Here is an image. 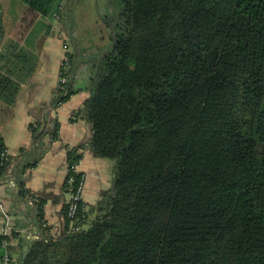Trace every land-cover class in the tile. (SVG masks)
<instances>
[{"label": "trees", "instance_id": "trees-1", "mask_svg": "<svg viewBox=\"0 0 264 264\" xmlns=\"http://www.w3.org/2000/svg\"><path fill=\"white\" fill-rule=\"evenodd\" d=\"M21 1L24 31L52 16L69 34L51 107L78 92L77 75L88 78L73 116L92 137L68 152L65 190L85 178L77 167L87 147L114 162L115 179L97 205L76 202L74 219L70 200L54 233L25 173L45 156V137L58 138V121L31 125L33 147L17 157L0 142V182H14L15 209L38 231L18 261L264 264V0H105L93 23L104 30L89 41L77 32L79 0ZM10 82L0 74L8 108ZM16 234L0 235V261Z\"/></svg>", "mask_w": 264, "mask_h": 264}, {"label": "crops", "instance_id": "crops-1", "mask_svg": "<svg viewBox=\"0 0 264 264\" xmlns=\"http://www.w3.org/2000/svg\"><path fill=\"white\" fill-rule=\"evenodd\" d=\"M26 9L21 0H0V74L17 87L15 100L9 108L4 103L12 92L7 91V98L0 94L4 102H0V142L7 148L8 155L17 157L22 149L33 147L31 125H37L38 121L45 124L58 121V138L45 137L48 150L37 167L25 173V184L30 196L46 201V220L54 233H61L64 230L63 210L72 198L71 192L64 188L68 175V152L80 145H88L92 137L91 125L73 116L89 98L88 78L82 72L77 75L75 87L78 92L59 108L51 107L67 53L58 32L68 39L69 34L52 16H40L29 30L24 31L22 20ZM69 45L72 50L71 43ZM82 153L77 171L85 176L83 202L90 208L112 188L114 162L95 157L88 147ZM16 191L13 181L0 182V235L10 234L13 230L17 233L10 242V254L20 260L27 248L23 249V244L33 241L38 231L25 208L16 211Z\"/></svg>", "mask_w": 264, "mask_h": 264}, {"label": "rangeland", "instance_id": "rangeland-1", "mask_svg": "<svg viewBox=\"0 0 264 264\" xmlns=\"http://www.w3.org/2000/svg\"><path fill=\"white\" fill-rule=\"evenodd\" d=\"M104 2V3H103ZM95 3V4H94ZM75 5V9L77 12V20H78V28L77 32L78 35L82 36L84 41H89V38H93L95 33H99L102 29V25L99 23L94 24V22L99 21L101 18L104 17V14H106L107 6L105 4V0H79V4ZM90 23H92L93 26H89ZM89 27L91 29V34L89 33ZM96 35V34H95ZM58 36L61 37L63 40V45H68L67 38L62 32H58ZM97 36V35H96ZM107 36V33H106ZM98 38H95V41ZM66 49V48H65ZM67 50V49H66ZM114 165V164H113ZM85 184V181H84ZM85 186H83L82 191V199H83V193H84ZM91 221L95 219V216H91ZM90 221V222H91ZM89 222V223H90Z\"/></svg>", "mask_w": 264, "mask_h": 264}, {"label": "built area", "instance_id": "built-area-1", "mask_svg": "<svg viewBox=\"0 0 264 264\" xmlns=\"http://www.w3.org/2000/svg\"><path fill=\"white\" fill-rule=\"evenodd\" d=\"M67 61H68V59L65 56L64 59H63V62H67ZM63 62H62V65H63ZM65 81L66 80L63 77H61L60 83H64ZM84 181H85V178L83 179L82 183L80 184V187L77 190V192H72V199H71V204H70V217L72 219L76 218V214H77V204H76V202L82 200V191H83ZM5 245L9 246V245H11V243H6ZM3 264H21V262H19L18 260L14 259L11 256L10 253H7L3 257Z\"/></svg>", "mask_w": 264, "mask_h": 264}]
</instances>
